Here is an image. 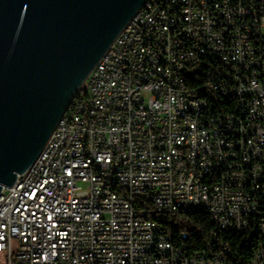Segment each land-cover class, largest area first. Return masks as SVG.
<instances>
[{
	"label": "built area",
	"instance_id": "built-area-1",
	"mask_svg": "<svg viewBox=\"0 0 264 264\" xmlns=\"http://www.w3.org/2000/svg\"><path fill=\"white\" fill-rule=\"evenodd\" d=\"M192 211L251 259L177 246L157 217ZM0 264H264V0H146L3 186Z\"/></svg>",
	"mask_w": 264,
	"mask_h": 264
},
{
	"label": "water",
	"instance_id": "water-1",
	"mask_svg": "<svg viewBox=\"0 0 264 264\" xmlns=\"http://www.w3.org/2000/svg\"><path fill=\"white\" fill-rule=\"evenodd\" d=\"M146 0H0V192Z\"/></svg>",
	"mask_w": 264,
	"mask_h": 264
},
{
	"label": "trees",
	"instance_id": "trees-1",
	"mask_svg": "<svg viewBox=\"0 0 264 264\" xmlns=\"http://www.w3.org/2000/svg\"><path fill=\"white\" fill-rule=\"evenodd\" d=\"M209 70L216 73L215 68H210ZM207 80V77H203L201 80H191V85L201 97L208 100L210 112L212 114L223 113L225 115L235 112L237 100H223L219 92L211 91L204 86ZM157 219L164 224L173 242L177 246L186 247V250L191 254L208 249L210 245L214 246L229 242L235 257L244 260H250L252 257V250L247 243L242 242L240 234L226 232L219 228L212 221L207 211L162 214ZM183 232L188 235V238L184 241L181 239ZM215 234H217L216 238L214 237Z\"/></svg>",
	"mask_w": 264,
	"mask_h": 264
}]
</instances>
